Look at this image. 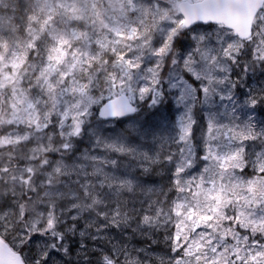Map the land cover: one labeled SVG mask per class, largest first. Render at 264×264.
Masks as SVG:
<instances>
[{"label": "snow or ice", "instance_id": "1", "mask_svg": "<svg viewBox=\"0 0 264 264\" xmlns=\"http://www.w3.org/2000/svg\"><path fill=\"white\" fill-rule=\"evenodd\" d=\"M264 0H0V264H264Z\"/></svg>", "mask_w": 264, "mask_h": 264}, {"label": "trees", "instance_id": "2", "mask_svg": "<svg viewBox=\"0 0 264 264\" xmlns=\"http://www.w3.org/2000/svg\"><path fill=\"white\" fill-rule=\"evenodd\" d=\"M260 118H261V119H264V112H262V113L260 114Z\"/></svg>", "mask_w": 264, "mask_h": 264}]
</instances>
